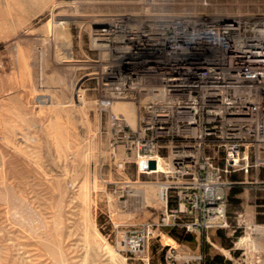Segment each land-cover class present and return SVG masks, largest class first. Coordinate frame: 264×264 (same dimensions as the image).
<instances>
[{"label":"rangeland","instance_id":"374dc122","mask_svg":"<svg viewBox=\"0 0 264 264\" xmlns=\"http://www.w3.org/2000/svg\"><path fill=\"white\" fill-rule=\"evenodd\" d=\"M8 1L0 0V65H4L0 68L5 69L3 79L16 76L18 81L17 94L13 99H9L4 90V122L6 127L14 128L18 136L21 149L18 160H22L18 163L17 179L11 181L13 186H8V189L5 186L8 192H12L8 195L13 196L14 204L0 206V217L10 220L8 225H15L11 231L14 234L0 241V264H55V259L43 249L37 235L28 237V231L24 230L27 228L25 225L46 222L47 231L53 234L58 217L63 226L62 242L67 264H198L206 254L220 255L222 259L217 264H264V165L230 176L236 182L227 192L224 221L211 226L187 227L191 219L187 211L171 210L175 206H170L169 201L166 206L164 198L161 201L157 198L152 204L143 199L140 184L166 181L161 173L143 172L141 161L126 162L123 168L117 166V161L126 158V153L123 149V157H120L118 149L114 157L111 156L108 113L99 110L94 81L87 74L91 70L88 62L96 55L90 28L107 14L183 10L248 13L264 11V0ZM7 6H10L9 12ZM20 16L27 18L17 24L18 36L13 33L12 22H17ZM54 25L64 31L67 29L66 39L71 41V52L62 57L71 62L66 66L54 59L61 46L55 37ZM22 53L29 55V81L24 80L21 69ZM26 82H30L33 89ZM2 85L5 88V82ZM82 105L86 122L79 113ZM29 108L31 112H28ZM53 123L65 128L67 136L62 140V146L55 136ZM53 133L55 139L52 138ZM92 138L99 151L82 169L81 160L88 155L81 151L82 146ZM75 147L80 150L76 155L72 154ZM70 161L75 162L73 167ZM82 180L88 183L91 197L87 216H91L97 236V246L91 244L93 247L86 244L83 236L86 219L78 199ZM59 191H65L61 203L57 201ZM26 196L33 198V206L23 205L21 199ZM164 216H169V224H159ZM142 222L154 223L155 226L146 249L143 253L124 250L116 240L117 229ZM95 251L100 253L97 259L93 256Z\"/></svg>","mask_w":264,"mask_h":264},{"label":"built area","instance_id":"2783aa9c","mask_svg":"<svg viewBox=\"0 0 264 264\" xmlns=\"http://www.w3.org/2000/svg\"><path fill=\"white\" fill-rule=\"evenodd\" d=\"M90 39L87 74L108 113L111 156L126 153L117 166L145 159L142 171L166 178L165 205L187 211V227L224 221L230 176L264 165V11H118L96 20ZM116 101L132 103L134 122L112 110ZM154 229L118 228L116 240L143 253Z\"/></svg>","mask_w":264,"mask_h":264},{"label":"bare ground","instance_id":"6f19581e","mask_svg":"<svg viewBox=\"0 0 264 264\" xmlns=\"http://www.w3.org/2000/svg\"><path fill=\"white\" fill-rule=\"evenodd\" d=\"M8 3H9V1L8 0H6ZM19 0H17V2H18ZM32 1V0H31ZM47 1V0H46ZM6 2V3H7ZM14 2V1H13ZM20 2V1H19ZM33 2V1H32ZM41 2V1H40ZM29 3V2H28ZM15 4V3H14ZM22 4V3H21ZM52 4V3H51ZM18 5V4H17ZM27 5V4H26ZM32 5V4H31ZM1 6H2V4H1ZM21 6V5H20ZM9 7L10 6H7V8H8V12H9ZM17 7V6H16ZM33 8H34V6H32ZM21 8V7H20ZM28 8V7H27ZM43 9V8H42ZM32 10V9H31ZM23 11V10H22ZM41 11V10H40ZM12 12V11H11ZM29 12H30V10H29ZM16 13H17V11H16ZM20 13V12H19ZM33 13H34V11H33ZM1 16V15H0ZM30 16V15H29ZM9 17V16H8ZM25 16H20V17H17L18 19H17V22H12V28L14 29V31H13V29H12V31H13V33L14 34H16V35H18V32H17V30H16V27H17V24L19 25L20 23H21V21H25V19L27 18H24ZM59 17V16H58ZM3 18V17H2ZM67 18V17H66ZM74 18V17H73ZM58 20V19H57ZM62 20V19H61ZM27 21V20H26ZM64 21V20H63ZM66 21V20H65ZM74 21H75V19H74ZM85 21V20H84ZM83 21V22H84ZM5 22V21H4ZM58 22H62V21H60V20H58ZM82 22V23H83ZM66 23V22H65ZM87 23V22H86ZM89 24V23H88ZM88 24H85V26L87 27L88 26ZM55 26V25H54ZM56 27V26H55ZM51 28V27H50ZM6 29V28H5ZM8 29H10V28H8ZM67 30V29H66ZM65 30V31H66ZM70 30V29H69ZM11 31V32H12ZM64 30H63V28L62 27H56L55 28V37H56V39H58L60 42H61V46L59 47V49H61L60 51H59V49H57L56 50V52H55V57H54V59H55V61L56 62H58V63H62V64H64L65 66L66 65H68V64H70L71 62L70 61H65V60H63L64 58H62L63 56H64V54H68V53H70L71 52V48H70V43L69 42H71V41H69L68 42V40L66 39V36H67V34H66V32H65ZM71 35V34H70ZM19 36V35H18ZM68 38V37H67ZM72 45V44H71ZM63 53V54H62ZM28 58H29V55H28V53H22V55L20 56V64H21V69H22V71H23V76H24V80L25 81H29V78H30V71H29V69H28V66H27V63H28ZM70 59V58H69ZM72 60V59H71ZM1 63V62H0ZM73 63V62H72ZM19 64V65H20ZM0 66H4V65H0ZM4 67H1L0 68V206H3V204L4 205H6V206H12L13 204H14V198H13V196L12 195H8V194H10V193H12V192H8L7 190H6V188L8 189V188H10V187H8V186H13V184L11 183V181H12V179H14V178H16V176H18L17 175V171H18V167H19V165H18V163L22 160V159H20V161L18 160L19 158H18V156H19V150H21V149H19V139H18V136H17V134H16V132H15V130H14V128H12V127H10V128H8V127H6V125H5V122H4V119H5V110H6V106H5V102H6V100H5V98H6V96H5V94H4V90H6V92H7V97L9 98V99H13L14 97H15V95L17 94V81L18 80H16V76H13L12 78H9V79H3V74H4V70H2ZM11 72H13L14 73V71H11ZM6 73V72H5ZM22 73V72H21ZM32 77V76H31ZM20 78V77H19ZM5 82V88L4 87H2L3 85V83ZM22 83H24V82H22ZM27 83H29V85L27 84ZM21 84V83H20ZM26 84L29 86V88H32L33 89V85L30 83V82H26ZM25 87V86H24ZM35 88V87H34ZM36 89V88H35ZM36 91V90H35ZM30 95L32 94V93H29ZM37 94V93H36ZM38 95V94H37ZM39 98V97H38ZM28 99L29 98H27V101H28ZM43 101H45V100H43ZM42 102V101H41ZM85 102H86V100H85ZM27 103H29V102H27ZM44 104V103H43ZM86 106V105H85ZM27 107V106H26ZM39 108V107H38ZM43 109H45V108H43ZM42 109V110H43ZM41 110V111H42ZM112 110H114V111H123V112H125L126 113V115L128 116V118H129V120L131 121V122H134V120H135V112H134V107H133V105H132V103L131 102H128V101H116L115 103H113V105H112ZM40 111V112H41ZM80 112L79 113H81L82 114V119L84 120V122H86V116H85V109H84V107H83V105H82V109H80L79 110ZM28 112H31V109L29 108L28 109ZM66 112H68V111H66ZM43 114H45L44 112H43ZM42 114V115H43ZM69 114V113H68ZM80 114V115H81ZM48 115V114H47ZM48 119H49V117H48ZM82 119H81V121H82ZM69 120V119H68ZM43 121V120H42ZM50 121H51V119H50ZM49 121V122H50ZM53 121V120H52ZM69 122H71V121H69ZM86 124V123H85ZM53 127H54V129L56 130V134H55V136H56V138L58 139V142H59V145L60 146H62V145H64V143L62 142V140L63 139H65L66 138V136H67V134H66V132H65V128L63 127V126H60L59 124L57 125V124H54L53 123ZM47 129V128H46ZM67 129V128H66ZM50 132V131H49ZM55 133V132H54ZM54 133L52 134L53 136H52V138L54 137ZM73 133V132H72ZM50 136H51V134H50ZM53 139H55V138H53ZM54 143H56V141L54 142ZM67 141H66V145H67ZM55 145V144H54ZM81 145V144H80ZM83 145V144H82ZM81 145V146H82ZM80 146V147H81ZM74 148V147H73ZM78 148H79V146H78ZM78 148L77 147H75V149L72 151L73 153L72 154H74V155H76L80 150H78ZM99 149V147H98V144H97V142L92 138V139H89L88 140V142H86L83 146H82V152L83 153H86V154H88V155H86V156H84L83 158H82V162H81V165H80V167L83 169V168H85L90 162H92V159H90V157L91 156H96L98 153H97V151H99L98 150ZM119 151H118V155L120 156V157H123V148H122V146H120L119 148ZM102 151V150H101ZM100 151V152H101ZM102 153V152H101ZM75 157V156H74ZM131 157H133V155L131 156ZM84 160V161H83ZM136 162L138 163L139 161H141V163H143V167H142V170H145V168H146V160L145 159H143V158H139V157H137L136 159ZM71 162V161H70ZM74 163L75 162H71V165H72V167L74 166ZM20 164V163H19ZM41 166H43V165H41ZM157 166L158 167H161V164L160 163H158L157 164ZM22 168V167H21ZM21 168H20V170H21ZM41 169V168H40ZM24 170V169H23ZM22 170V171H23ZM25 171V170H24ZM26 172V171H25ZM46 172V171H45ZM43 173V172H42ZM24 174V173H23ZM26 174H28V173H26ZM83 174H84V176H87L86 174H85V172H83ZM32 176V175H31ZM57 176V175H56ZM77 177V176H76ZM11 178V179H10ZM46 178V177H45ZM55 178H57V177H55ZM87 178V177H86ZM10 179V180H9ZM17 179V178H16ZM47 179V178H46ZM51 179V178H50ZM27 181V180H26ZM83 181V180H82ZM81 181V182H82ZM13 182H15V181H13ZM17 182H18V180H17ZM16 182V183H17ZM156 182V183H155ZM23 183V182H22ZM165 181H159V180H154V182H144V183H141L140 184V187H139V190L141 191V194H142V196H143V199H144V201H146V202H149V203H151V202H153L155 199H159V201H161L162 199H163V189H164V187H165ZM57 184H59L60 186H61V184H60V182H58ZM88 183H86V181L84 180L83 182H82V184H80L79 185V195H78V199H80V201H81V203H82V206H83V212H84V215H85V219H86V225H85V231H84V239H85V241H86V244L88 245H90L91 246V244H95L96 246H97V241H96V238H97V236L95 235V230H94V228H93V224L91 223V216H87V214L89 213L88 212V210H89V208H90V204H91V197H90V192H89V186L87 185ZM63 185V184H62ZM5 186H7L6 188H5ZM60 186H58V187H60ZM137 189H138V187H137ZM60 190V189H59ZM62 190V189H61ZM65 192V191H64ZM63 191H59V198L57 199V201H59V203H61V201L64 199L63 198V196H65V193H64ZM14 195H15V193H14ZM15 197V196H14ZM19 198H21V197H19ZM17 199V198H16ZM33 199V198H32ZM32 199H31V197L30 196H26V197H23V199H21V200H23V205H25V206H33L32 205ZM13 200V202H11ZM18 201V200H17ZM20 203H21V201H19ZM19 203V204H20ZM22 204V203H21ZM152 204V203H151ZM16 205H17V203H16ZM19 206V205H18ZM59 208H61V207H59ZM4 211V210H3ZM18 211V210H17ZM59 212V211H58ZM88 212V213H87ZM1 211H0V216H1ZM45 217V216H44ZM63 217V216H62ZM6 218V217H5ZM7 218H9V217H7ZM6 218V219H7ZM27 218H29L28 216H27ZM10 219V218H9ZM16 220V219H15ZM27 220V219H26ZM29 220H30V218H29ZM43 220V219H42ZM5 220H3V218L2 217H0V241H3V240H5V239H7V238H9L12 234H14V232L12 233L11 231L12 230H14V229H12V226H14L15 227V225H8L9 224V222H10V220H9V222H8V220H6L5 222H4ZM25 221V220H24ZM33 221V220H32ZM44 221V220H43ZM31 222V221H30ZM25 223H29V222H26L25 221ZM24 223V224H25ZM11 224V223H10ZM32 224V223H31ZM25 226H27V228H26V230H24V231H28V233H27V235H29L28 237H33V235L35 236V235H37V238L39 239V242H40V244H42V246H43V249L45 250V251H47V254L49 253L52 257L51 258H54L55 259V264H67V262L68 261H66L67 260V257H66V252H65V250H64V248H63V242H62V221H61V219L58 217L57 218V220H55V222H54V228H55V231H54V233L53 234H51V233H49L48 231H47V225H46V222H42V223H40L39 225H35V226H33V225H25ZM25 226H22L21 225V227H25ZM39 228V229H38ZM69 229V228H68ZM97 232V231H96ZM25 235H26V233H25ZM17 237V236H16ZM27 237V236H26ZM68 240V239H67ZM85 241H84V244H85ZM21 242V241H20ZM25 242V241H24ZM65 242V241H64ZM69 242V241H68ZM26 243V242H25ZM83 243V242H82ZM27 245H29V244H27ZM6 246V245H5ZM24 246V245H23ZM30 246V245H29ZM35 246V245H34ZM65 246V245H64ZM91 247H93V246H91ZM101 247V246H100ZM6 248V247H5ZM8 248V247H7ZM96 248H99V247H96ZM105 248V247H104ZM23 249V248H22ZM67 249V248H66ZM74 249V248H73ZM94 249H95V247H94ZM108 249V248H107ZM109 249H111V248H109ZM24 250H26V249H24ZM37 250V249H36ZM99 250V249H98ZM101 251V250H100ZM18 252V251H17ZM72 252V251H71ZM70 252V253H71ZM28 254V253H27ZM36 254V253H35ZM48 254V255H49ZM20 255V254H19ZM40 255V254H39ZM102 255V254H101ZM31 256V255H30ZM33 256V255H32ZM35 256V255H34ZM94 258H99V256H100V253L99 252H97V251H95L94 252ZM4 257V256H3ZM40 257V256H39ZM25 258H27V257H25ZM30 258V257H29ZM4 259V258H3ZM29 260V259H28ZM32 260V259H31ZM99 262V261H98Z\"/></svg>","mask_w":264,"mask_h":264},{"label":"trees","instance_id":"16d2710c","mask_svg":"<svg viewBox=\"0 0 264 264\" xmlns=\"http://www.w3.org/2000/svg\"><path fill=\"white\" fill-rule=\"evenodd\" d=\"M222 258L220 255L215 254L211 256L210 254H206L202 260L201 264H217L218 261H220Z\"/></svg>","mask_w":264,"mask_h":264},{"label":"water","instance_id":"95a60500","mask_svg":"<svg viewBox=\"0 0 264 264\" xmlns=\"http://www.w3.org/2000/svg\"><path fill=\"white\" fill-rule=\"evenodd\" d=\"M149 165H150V167H153V166H154V161L151 160V161L149 162Z\"/></svg>","mask_w":264,"mask_h":264},{"label":"crops","instance_id":"0c3cea01","mask_svg":"<svg viewBox=\"0 0 264 264\" xmlns=\"http://www.w3.org/2000/svg\"><path fill=\"white\" fill-rule=\"evenodd\" d=\"M198 264H201V261H200V262H198Z\"/></svg>","mask_w":264,"mask_h":264}]
</instances>
